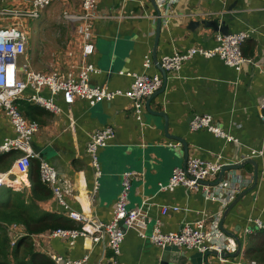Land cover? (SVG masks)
Listing matches in <instances>:
<instances>
[{
    "label": "crops",
    "instance_id": "crops-1",
    "mask_svg": "<svg viewBox=\"0 0 264 264\" xmlns=\"http://www.w3.org/2000/svg\"><path fill=\"white\" fill-rule=\"evenodd\" d=\"M28 2L0 0V10L25 9ZM81 5L82 0H62L45 12H80ZM159 6L163 21L157 48L159 61L164 56L177 51L185 52L191 47H215L214 30L204 25L190 30L189 25L216 19L226 20L232 32L248 33V39L242 46L243 55L253 59L257 65L250 64L236 71L217 57H195L183 65L179 78L168 79L165 93L151 103L152 110H162L168 115L169 132L188 142L189 157L217 161L220 156V161L234 164L250 159L251 151L264 152V123L260 119V103L264 97V0H165ZM97 12L103 18L95 24L96 51L90 60L101 73L92 78V83L124 91L133 80L118 73H144L145 59L152 60L157 14L149 0H99ZM17 23L21 21L13 18L0 20V28ZM30 24H24L25 28ZM63 24L67 28L63 31L66 33L67 30L68 34L59 38L58 45L53 39L50 42L45 34L34 43V47L28 41L22 63H31L34 70L39 72L51 71L55 58L61 69L77 65L80 61V45L76 24ZM35 52L39 53L36 61L34 57L30 61L26 60L28 55L36 56ZM41 56L49 58L44 69L40 67ZM147 71L150 75L161 74L154 64ZM58 103L63 108L62 114H52L26 103L23 115L40 125L32 145L42 149L45 153L42 160L54 167L58 186L71 210L89 215L97 221L112 222L122 191V176L131 171L135 177L131 181L127 206L130 209L143 206L144 217L139 230L148 236L152 235L156 226L165 233L178 231L183 224L200 219L202 212L214 215L222 210L220 203L206 201L202 186L198 190L184 187L174 191L160 190L159 184L166 185L173 169L182 167L184 159L181 144L165 137L163 119L154 118L145 109L143 122L140 123L132 114V103L123 97L95 106L85 101L66 105L62 99H58ZM206 114L211 115L214 122L238 142H226L206 130L191 132L189 124L192 118ZM108 126L114 128L115 137L100 150L101 177L97 188L95 169L86 149L91 134ZM13 137L15 132L10 119L0 109V143ZM15 155L17 157L19 154L15 152ZM253 159L259 166L257 187L241 199L224 223L226 230L242 239L241 253L236 258L224 260L210 256V264H262L254 252L261 246L264 236L259 233L249 238L241 236L254 218L264 217V155ZM3 173L7 171L0 170V174ZM239 178L249 182V186L242 191L251 187L255 181L254 167L248 164L241 170L229 171L225 173L224 181L232 186L237 184ZM152 181L158 186H153ZM30 186L29 182L28 186L10 189L24 193L23 198L29 204ZM210 188L213 192L214 189ZM6 191L7 188L0 189V202L9 200ZM36 206L39 208L37 217L48 213L57 216L54 221H62L64 225L72 227L69 229H80L82 226L68 217V210L57 204L54 195L37 202ZM164 206H178L180 210H169L163 215ZM54 221L50 220L49 223ZM18 227L15 231L17 241L28 235L25 226ZM51 231L35 233L31 237L35 252L43 258L50 259L51 254H58L73 260L86 259L84 264H113L117 260L124 264H168L163 261L166 253L164 249L153 245L149 239L140 238L133 229L126 234L119 257H115L106 241L95 244L90 238H82L71 246L65 240L52 239ZM251 249L254 252L247 255ZM180 251L188 257L196 254ZM173 257L167 255L166 258ZM174 258L177 260L179 257ZM183 262L191 264L187 258Z\"/></svg>",
    "mask_w": 264,
    "mask_h": 264
},
{
    "label": "built area",
    "instance_id": "built-area-1",
    "mask_svg": "<svg viewBox=\"0 0 264 264\" xmlns=\"http://www.w3.org/2000/svg\"><path fill=\"white\" fill-rule=\"evenodd\" d=\"M60 1L62 0H29L28 7L25 9L0 10L1 21L7 18L21 21V23L0 28V109H3L9 117L15 132V137L7 138L3 143H0V155L11 152L19 154L13 162L12 168L7 173L0 174V189L28 186L31 161L38 159L32 143L33 138L40 131V125L36 121L27 119L21 113L18 107L19 101L36 105L45 111L58 115L63 112L58 99H62L66 105H73L76 101H85L95 106L100 102L110 103L119 97H123L132 103V114L137 121L142 123L145 102L163 85L161 74L150 75L147 73V70L153 65V61L148 58L143 63L144 73L122 71L118 73L133 80L129 88L124 91L111 90L107 85H94L92 83V78L101 73L90 60L96 51L94 43L95 24L103 18L97 12L99 0H82L80 12L64 11L62 13L64 21L69 24H76V35L80 45V61L77 65L61 69L58 66V59L55 58L51 71L39 72L30 68L29 63L21 64L20 59L26 56L29 41L24 24L39 20L46 10ZM164 2L165 0H157L159 4ZM248 36L247 32L242 31L233 32L230 35L217 33L215 47L200 46L191 47L185 52L177 51L170 56L162 57L160 63L167 72L168 79L179 78L183 65L195 57L203 59L217 57L227 66L236 71H241L247 65H257L253 59L243 55L242 46ZM260 108V119L264 123V97L261 100ZM189 129L191 132L206 130L216 138L226 142H238L234 136L214 122L213 117L208 114L195 115L189 124ZM90 137L86 152L91 157L95 169L96 187L98 188V180L101 177L99 152L115 137V130L112 126L104 127L96 130ZM263 155V151H251L249 158H261ZM218 158L217 161H209L191 156L186 170L182 167L174 168L168 183L166 185L160 183L159 187L161 191H174L179 187H184L187 190H198L202 186L206 201L220 203L222 210L214 215L202 212L200 219L183 224L178 231L165 233L160 230L159 226H156L150 236L139 230L141 219L144 217L143 206L138 209H128L127 206L128 195L132 186L131 181L135 177V173L125 172L122 176L123 190L115 206L114 219L110 223H104L89 215L71 210L58 186L57 173L54 167L40 159L42 181L52 190L57 204L64 207L66 211L68 210V217L82 225L80 229H55L50 232V237L65 240L71 246L82 238H90L95 244L106 241L115 257L120 256L121 246L130 229L135 230L140 238L149 239L153 245L161 249L175 247L201 254L213 250L218 253L236 252V242L222 232L220 222L224 211L241 191L249 186V182L239 178L236 180L237 184L232 185L236 187H232L224 181L212 188L214 189L213 192L209 186L201 185V181L216 180L224 166L233 164L220 161V156ZM169 210L178 212L180 208L178 206H164L163 215H166ZM122 220L125 228L119 226V222ZM18 228L16 224L9 227L10 231L13 232L17 231ZM262 231H264V217L261 216L254 218L241 236L246 238ZM16 241L15 238L11 242L12 247L16 245ZM50 259L55 264H84L86 261V259H68L58 254H51ZM113 264L124 263L117 260Z\"/></svg>",
    "mask_w": 264,
    "mask_h": 264
},
{
    "label": "trees",
    "instance_id": "trees-1",
    "mask_svg": "<svg viewBox=\"0 0 264 264\" xmlns=\"http://www.w3.org/2000/svg\"><path fill=\"white\" fill-rule=\"evenodd\" d=\"M27 104L24 101L18 102L22 114H24ZM15 159V152L0 155V170L8 172L12 168ZM40 166L41 162L38 159H32L28 177L31 184V201L29 204L23 198L24 193L10 188H7L6 191L9 200L5 203L0 202V264H55L51 259L43 258L35 252L31 239L32 234L49 229L72 228L64 225L62 221H54L57 218L55 215L44 213L37 217L36 212L39 208L36 203L43 202L53 196L50 187L42 181ZM50 220L54 222L50 224ZM13 224L23 225L28 231V235L19 239L14 247L11 246L14 234L9 229ZM259 234L264 236V231ZM253 252V249H251L247 255H252ZM254 253L256 258L263 264L264 239L261 246Z\"/></svg>",
    "mask_w": 264,
    "mask_h": 264
},
{
    "label": "water",
    "instance_id": "water-1",
    "mask_svg": "<svg viewBox=\"0 0 264 264\" xmlns=\"http://www.w3.org/2000/svg\"><path fill=\"white\" fill-rule=\"evenodd\" d=\"M149 1L151 2L152 6H153V8L157 14L156 40H155V44L153 47L152 61H153L154 66L156 67V69L162 75L163 85L158 91L153 93L147 99V101L145 102V109L154 118H161L164 120V134H165V137L167 139L172 140V141H176V142L181 144L182 150L184 153L182 168L186 170L187 163H188L189 156H190V149H189L188 142L183 137L170 134V132H169V130H170L169 117L164 111H162V110L154 111L151 108V103L165 93L167 85H168V76H167V72L165 71V69L162 68L161 63L158 59V55H157V48L159 45V38H160V34H161V30H162V24H163L162 11L160 9L159 3H157V0H149ZM226 22H227L226 20L218 21L216 19L215 20H203L200 22L197 21V22L190 23L189 29L195 30V29L199 28L201 25H204L206 28L214 30L216 32V34L220 33L222 35H230L233 32L230 30V26L227 25ZM113 51H115V48L113 49ZM160 105H162V104L160 103ZM33 148H34L35 153L38 155V158L42 160L45 156V153L43 152V150L40 148H37V147H33ZM248 164H250L254 167V179H255V181L251 187L242 191L238 195V197L229 205V207L225 210L223 217L221 219V222H220V228H221L222 232L226 236L230 237L231 239H233L236 242L237 251L235 253H226V252L218 253L217 251L213 250V251H208L205 254L196 253L193 256L188 257V256H186V254L184 252L180 251L179 248L166 247L164 249V251L166 253L163 255V261L164 262H166L168 264H183L184 263L183 261L185 260V258H187L188 262H191V264H210L209 263V257L210 256L219 257V259L224 260V259H228V258H236L237 256L240 255L241 247H242V239L240 238V236L226 230L224 228V223H225L227 217L229 216V214L231 213L232 209L241 201V199L243 197H245L247 194H249L251 191L256 189L257 183H258V178H259V176H258L259 175L258 162L255 159H247V160H245L239 164L226 165L222 168V170L219 173V176H218L216 181H214V182L201 181L200 182V184L204 185V186H209L212 188L217 187L219 184L224 182L225 173H227L229 171L241 170ZM131 172H133V171H131ZM119 226L122 228H125L123 220L119 222ZM11 232H13V231H11ZM13 234H14V237H13V240H14L16 237V233L13 232ZM167 255H170V257L174 256V257H179V258L177 260L174 257L172 259H167L166 258ZM181 259H183V261H181Z\"/></svg>",
    "mask_w": 264,
    "mask_h": 264
},
{
    "label": "rangeland",
    "instance_id": "rangeland-1",
    "mask_svg": "<svg viewBox=\"0 0 264 264\" xmlns=\"http://www.w3.org/2000/svg\"><path fill=\"white\" fill-rule=\"evenodd\" d=\"M63 22H65L68 25V23L63 20V17H62V14L60 11H58V12L47 11V12H44L42 14V16L39 20L30 21L31 24L29 23L30 25L27 27L26 32L28 33V36H29L28 38H29L31 47H34V43L37 40L39 41L40 37H42L44 34H45V36L50 38V42L53 39V42H55L56 45H58L59 38H63V36L66 37V35L68 34L67 30H66V33H64V31H63L64 29H67L66 26L63 24ZM65 37H64V39H65ZM35 54H36V56L33 54V55H31V57H30V55H28V59L26 57V60L30 61V59H32V57H34V60L36 61L38 59L39 53L35 52ZM22 58H24V57H22ZM22 58L20 59L21 64L23 61ZM48 59H47V57H42V56L39 58L40 67L42 69L47 67L46 63H47ZM25 63H27V62H25ZM30 68H32L34 70V67L31 65V63H30ZM121 182H122V180H121ZM152 182H154V181H152ZM153 186H158V185H157V183L154 182ZM122 190H123V187H122ZM2 196L6 197V195H2ZM128 197H129V195H128ZM128 209H130V208H128Z\"/></svg>",
    "mask_w": 264,
    "mask_h": 264
}]
</instances>
